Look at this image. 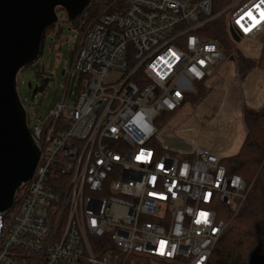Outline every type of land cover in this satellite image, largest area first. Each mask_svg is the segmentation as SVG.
I'll list each match as a JSON object with an SVG mask.
<instances>
[{
  "label": "built area",
  "instance_id": "2783aa9c",
  "mask_svg": "<svg viewBox=\"0 0 264 264\" xmlns=\"http://www.w3.org/2000/svg\"><path fill=\"white\" fill-rule=\"evenodd\" d=\"M224 13L231 37L264 42V0H123L80 41L72 105L63 91L40 121L21 100L40 157L0 212V264H208L251 184L210 150L163 145L158 120L224 58L203 31Z\"/></svg>",
  "mask_w": 264,
  "mask_h": 264
},
{
  "label": "rangeland",
  "instance_id": "374dc122",
  "mask_svg": "<svg viewBox=\"0 0 264 264\" xmlns=\"http://www.w3.org/2000/svg\"><path fill=\"white\" fill-rule=\"evenodd\" d=\"M84 14L85 19L88 12ZM224 14L227 20L228 16ZM58 15L60 21L47 34L38 59L23 68L17 78L20 99L25 107L34 106L36 112L40 113V121L56 106L63 91L68 92L66 103L72 105L79 90L77 84L82 86L88 79L78 73L69 77L78 31L62 18V11H58ZM226 31L231 42L243 55L254 60L262 56V39H243L237 42L228 32V27ZM235 57L233 54L226 56L214 67L212 79L206 83L209 90L202 98L194 102L197 93H192L179 111L171 115H160L158 125L161 127L160 139L163 145L175 150L200 147L221 158L233 156L240 151L247 134L243 120L244 107L259 110L264 106V69H252L242 78ZM251 72H254L249 79L252 84L248 86L249 82L245 83V78ZM29 83L32 88H29ZM196 87L198 89L199 85L196 84ZM35 91L42 94L36 103L32 99ZM180 140L187 144H179ZM218 209L226 214L223 208ZM256 253L264 254L260 247L253 254Z\"/></svg>",
  "mask_w": 264,
  "mask_h": 264
},
{
  "label": "water",
  "instance_id": "95a60500",
  "mask_svg": "<svg viewBox=\"0 0 264 264\" xmlns=\"http://www.w3.org/2000/svg\"><path fill=\"white\" fill-rule=\"evenodd\" d=\"M90 2L0 0V212L13 208L18 189L30 181L40 157L19 97L18 74L38 59L46 29L59 21L58 10L76 27ZM232 37L240 41L233 31ZM250 264H264V254H252Z\"/></svg>",
  "mask_w": 264,
  "mask_h": 264
},
{
  "label": "trees",
  "instance_id": "16d2710c",
  "mask_svg": "<svg viewBox=\"0 0 264 264\" xmlns=\"http://www.w3.org/2000/svg\"><path fill=\"white\" fill-rule=\"evenodd\" d=\"M231 0H213V12L223 9ZM123 7V0H91L86 13L79 17V24L74 27L78 31L76 37L73 62L76 57L80 41L86 35L88 28L99 20L105 12H119ZM64 16L66 12L63 9ZM225 14H221L211 20L203 28L204 34L216 39L222 48L224 57L237 54V68L242 78L258 67L264 69V51L258 60L243 55L240 50L231 42L227 35V20ZM54 29V25L46 29L44 40L47 34ZM59 33L56 34L58 38ZM72 62V63H73ZM72 66V65H71ZM208 91V87L201 82L197 89V98H202ZM189 100L188 97L186 99ZM174 113H165L171 115ZM244 124L247 134L240 151L230 157L222 158L229 172L238 173L251 184L247 198L235 217L236 224H232L221 237L216 245L208 264H250L251 255L259 247L264 253V106L259 109L244 107ZM165 117V116H164ZM27 185L18 189L15 198V207L20 203L26 193ZM14 207V208H15ZM232 214L227 213L230 218Z\"/></svg>",
  "mask_w": 264,
  "mask_h": 264
},
{
  "label": "crops",
  "instance_id": "0c3cea01",
  "mask_svg": "<svg viewBox=\"0 0 264 264\" xmlns=\"http://www.w3.org/2000/svg\"><path fill=\"white\" fill-rule=\"evenodd\" d=\"M258 69V67L256 68V69H253V70H257ZM252 70V71H253ZM213 73H214V69H213ZM213 73L210 75V76H208L207 77V79L205 80V81H203V84H205L207 87L209 86V85H207L208 83H207V81H210L211 79H212V77L211 76H213ZM254 72H251V73H249L248 75H247V77L245 78V83H247L248 84V82H249V84H248V86L249 85H251L252 84V82L251 81H249V79H250V74H253ZM261 75H262V73H260ZM252 76V75H251ZM211 77V78H210ZM257 79H258V77H257ZM261 79V78H260ZM201 82H199V83H197L198 85L200 84ZM207 83V84H206ZM253 85H254V83H253ZM209 90V89H208Z\"/></svg>",
  "mask_w": 264,
  "mask_h": 264
}]
</instances>
